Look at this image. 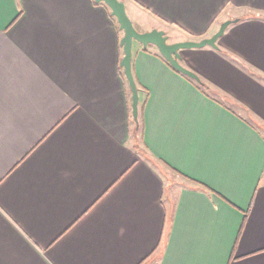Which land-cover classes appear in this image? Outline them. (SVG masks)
Wrapping results in <instances>:
<instances>
[{
    "label": "crops",
    "instance_id": "obj_1",
    "mask_svg": "<svg viewBox=\"0 0 264 264\" xmlns=\"http://www.w3.org/2000/svg\"><path fill=\"white\" fill-rule=\"evenodd\" d=\"M0 0V264H264V0ZM203 36V37H201Z\"/></svg>",
    "mask_w": 264,
    "mask_h": 264
},
{
    "label": "water",
    "instance_id": "obj_2",
    "mask_svg": "<svg viewBox=\"0 0 264 264\" xmlns=\"http://www.w3.org/2000/svg\"><path fill=\"white\" fill-rule=\"evenodd\" d=\"M94 1L96 3H104L110 8L112 16L117 19L120 29L124 32V36L121 39L123 57L120 65L124 70L125 77L132 93V115L136 121L138 120L139 115L140 98L138 86L132 70L133 44L135 41L142 44L144 48H147L150 45L156 46L160 54L175 70L196 80L198 83H201L199 76L182 64L181 51L185 49L204 48L206 46L218 48L217 41L224 35L227 27L232 23L238 22V19L223 22L219 30L211 37L203 38L201 40H187L171 43L169 42L166 32L163 30L154 28L147 32L138 31L128 16L126 4L123 0Z\"/></svg>",
    "mask_w": 264,
    "mask_h": 264
},
{
    "label": "trees",
    "instance_id": "obj_3",
    "mask_svg": "<svg viewBox=\"0 0 264 264\" xmlns=\"http://www.w3.org/2000/svg\"><path fill=\"white\" fill-rule=\"evenodd\" d=\"M102 4H104V3H102ZM201 37H203V36H201ZM121 69H123V68H121ZM124 75V77H125V74H123ZM126 78V77H125ZM126 81H127V79H126ZM136 81V80H135ZM137 83V82H136ZM137 86H138V90H139V85L137 84ZM198 86L200 87V88H202L203 90H205V89H209V87L208 86H206L205 84H203L202 82L201 83H198ZM130 92H131V90H129ZM143 109V107H141V110H140V119H138L137 121L136 120H134V122H135V124H136V127H135V129H134V136L135 137H137L138 136V133H139V125H141V129H142V127H143V118H142V110Z\"/></svg>",
    "mask_w": 264,
    "mask_h": 264
},
{
    "label": "rangeland",
    "instance_id": "obj_4",
    "mask_svg": "<svg viewBox=\"0 0 264 264\" xmlns=\"http://www.w3.org/2000/svg\"><path fill=\"white\" fill-rule=\"evenodd\" d=\"M129 16V15H128ZM130 17V16H129ZM131 19V18H130ZM132 20V19H131ZM203 39V38H202ZM201 40V39H200ZM138 119H140V113L138 115ZM140 133H141V125H139V133H138V136L140 138Z\"/></svg>",
    "mask_w": 264,
    "mask_h": 264
}]
</instances>
